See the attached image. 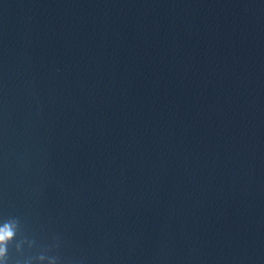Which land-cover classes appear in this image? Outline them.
<instances>
[{
	"label": "water",
	"instance_id": "1",
	"mask_svg": "<svg viewBox=\"0 0 264 264\" xmlns=\"http://www.w3.org/2000/svg\"><path fill=\"white\" fill-rule=\"evenodd\" d=\"M7 216L63 264H264V0H0Z\"/></svg>",
	"mask_w": 264,
	"mask_h": 264
},
{
	"label": "clouds",
	"instance_id": "2",
	"mask_svg": "<svg viewBox=\"0 0 264 264\" xmlns=\"http://www.w3.org/2000/svg\"><path fill=\"white\" fill-rule=\"evenodd\" d=\"M52 241L38 245L34 238L29 239L24 234V225L19 217L0 218V264H63L61 257L55 254L60 247V238L53 236Z\"/></svg>",
	"mask_w": 264,
	"mask_h": 264
}]
</instances>
